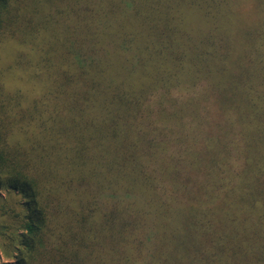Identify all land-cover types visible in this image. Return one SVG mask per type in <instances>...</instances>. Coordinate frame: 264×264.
<instances>
[{"label": "trees", "instance_id": "16d2710c", "mask_svg": "<svg viewBox=\"0 0 264 264\" xmlns=\"http://www.w3.org/2000/svg\"><path fill=\"white\" fill-rule=\"evenodd\" d=\"M0 264H264V0H0Z\"/></svg>", "mask_w": 264, "mask_h": 264}, {"label": "rangeland", "instance_id": "374dc122", "mask_svg": "<svg viewBox=\"0 0 264 264\" xmlns=\"http://www.w3.org/2000/svg\"><path fill=\"white\" fill-rule=\"evenodd\" d=\"M2 194V191H0V195Z\"/></svg>", "mask_w": 264, "mask_h": 264}]
</instances>
